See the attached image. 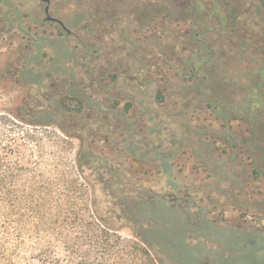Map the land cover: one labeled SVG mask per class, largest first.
I'll use <instances>...</instances> for the list:
<instances>
[{"label": "rangeland", "instance_id": "374dc122", "mask_svg": "<svg viewBox=\"0 0 264 264\" xmlns=\"http://www.w3.org/2000/svg\"><path fill=\"white\" fill-rule=\"evenodd\" d=\"M54 1L69 6L67 26L86 7L96 21L86 17L73 36L59 38L50 26L38 31L27 22L39 0H0V116L14 121L15 113L40 124L16 121L19 132L6 129L25 173L37 166L66 191L81 152L96 168L88 177L128 180L131 192L140 185L180 210L181 222L164 205L156 218L164 226L161 238L175 243L181 257L210 250L226 264L247 255L242 234L264 236V176L255 177L241 145L249 125L233 117L225 122L208 108L182 64L181 55L194 50L187 45L191 34L209 22L197 23L168 0H83L86 7L79 8L77 0ZM22 131L38 137L27 141ZM185 219L192 228L178 226ZM121 233L132 237L129 228ZM188 233L197 241L193 250ZM31 239L24 237L47 245L44 237Z\"/></svg>", "mask_w": 264, "mask_h": 264}, {"label": "trees", "instance_id": "16d2710c", "mask_svg": "<svg viewBox=\"0 0 264 264\" xmlns=\"http://www.w3.org/2000/svg\"><path fill=\"white\" fill-rule=\"evenodd\" d=\"M168 1L181 6L183 15H191L197 23L209 22L191 34L187 45L194 50L181 55L183 69L189 80H195L191 87L208 108L219 112L225 122L233 117L249 125L241 145L249 153L255 177L264 176V0ZM232 68L241 79L231 76ZM219 80L233 87L235 94ZM11 115L15 122L0 116V264H222L215 262L210 250L194 252L195 258L181 257L175 243L161 238L164 226L156 218L158 207L164 205L181 222L180 210L140 185L131 192L128 180L88 177L86 171L96 168L81 152L74 166L76 178L67 183L66 191L54 179L38 174L37 166L25 173L24 164L16 159L20 149L14 139H7L6 129L19 132L16 121L40 124ZM21 133L27 141L38 137ZM112 170L110 174L120 177ZM178 226L188 230L193 225L186 220ZM124 228L131 230V238L122 235ZM190 233L185 240L193 250L197 241H190ZM242 235L247 237L243 247L248 254L226 264H264V236ZM24 237H44L47 245L42 240L28 244Z\"/></svg>", "mask_w": 264, "mask_h": 264}, {"label": "flooded vegetation", "instance_id": "af4514ba", "mask_svg": "<svg viewBox=\"0 0 264 264\" xmlns=\"http://www.w3.org/2000/svg\"><path fill=\"white\" fill-rule=\"evenodd\" d=\"M82 1L83 0L80 1L77 0L76 2L77 8L86 5ZM36 4L38 5L39 11L37 14H39V16L35 12H32V14L28 13V15H26L27 22L32 21L33 26H35L38 31H40V27L42 26L45 25L50 26L52 30V34H50L51 36L56 35L60 38L63 37V35H66L67 37H71L75 34V30L77 29L78 25L80 24L79 22L81 20H84L86 17L87 20L88 17H90V19L96 21L95 16L92 15V11H93L92 8L89 9L85 6L87 9V14L85 16H82V18L78 22L79 24L75 23V24H71L70 26H67L63 21L67 13V10L69 8L67 4L64 5L62 1L55 2L54 0H39V3ZM86 24L87 23L85 22L83 26L85 27Z\"/></svg>", "mask_w": 264, "mask_h": 264}]
</instances>
